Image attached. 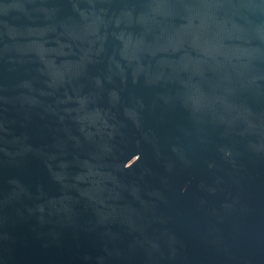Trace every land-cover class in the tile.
Listing matches in <instances>:
<instances>
[{
	"label": "water",
	"instance_id": "95a60500",
	"mask_svg": "<svg viewBox=\"0 0 264 264\" xmlns=\"http://www.w3.org/2000/svg\"><path fill=\"white\" fill-rule=\"evenodd\" d=\"M0 264H264V0H0Z\"/></svg>",
	"mask_w": 264,
	"mask_h": 264
}]
</instances>
